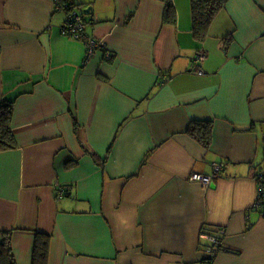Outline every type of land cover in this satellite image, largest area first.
Masks as SVG:
<instances>
[{"label": "crops", "instance_id": "0c3cea01", "mask_svg": "<svg viewBox=\"0 0 264 264\" xmlns=\"http://www.w3.org/2000/svg\"><path fill=\"white\" fill-rule=\"evenodd\" d=\"M171 1L169 24L161 0H69L105 44L86 59L53 0H0L15 141L0 149V242L14 264H32L35 232L47 264H264V0H228L202 39L191 0ZM219 228L220 243L202 235Z\"/></svg>", "mask_w": 264, "mask_h": 264}, {"label": "trees", "instance_id": "16d2710c", "mask_svg": "<svg viewBox=\"0 0 264 264\" xmlns=\"http://www.w3.org/2000/svg\"><path fill=\"white\" fill-rule=\"evenodd\" d=\"M164 2L163 21L165 23H174L175 13L174 5L171 0H161ZM228 0H191V16H192V33L194 37L200 39L205 38L208 33L211 21L219 13V10L224 7ZM111 56V55H110ZM12 103L2 102L0 105V149L7 150L15 147L14 137L10 128V116L12 113ZM187 132L191 134L199 143L205 147H209L211 140V125L194 121L192 122ZM206 229V228H205ZM35 241L32 257V264H47L49 239L47 234L35 232ZM8 244L4 241L0 242V264H14L12 253L9 251ZM210 262V259H205L203 263Z\"/></svg>", "mask_w": 264, "mask_h": 264}, {"label": "built area", "instance_id": "2783aa9c", "mask_svg": "<svg viewBox=\"0 0 264 264\" xmlns=\"http://www.w3.org/2000/svg\"><path fill=\"white\" fill-rule=\"evenodd\" d=\"M54 1V6L56 7V9H62L66 11V20L63 27V32L74 38L78 39L80 41H82L86 47V59L90 58L93 55V52L95 51V49L97 48H103L105 49V44L104 41L102 40H96L93 38H90L86 35L85 33V20L84 17H82L83 13L79 12L78 10H76V8H74V6L72 7L71 4L69 3V0H53ZM104 56L105 57H110V52L107 50L103 51ZM204 54L202 52H198L194 58L193 61L196 64V69L195 72L196 73H202L203 70L201 69V67L198 65L199 63L202 62V60L204 59ZM198 65V66H197ZM213 169H214V174H217L221 168L220 166H218V164H213ZM213 176V175H212ZM210 175H205V174H200L197 172H193L190 174L189 180H195V181H199V182H203L204 184H208L209 180L211 179ZM256 180L258 181V194L256 196L255 199V206L258 208H261L264 212V172L259 171L257 172L256 176H255ZM60 192V190H58ZM207 230L203 231L202 235L203 237H206L208 239L209 242L216 244V243H220L219 242V238L217 237V234H222L224 232L223 229L219 228L218 232L215 233H208L206 232ZM220 232V233H219Z\"/></svg>", "mask_w": 264, "mask_h": 264}, {"label": "water", "instance_id": "95a60500", "mask_svg": "<svg viewBox=\"0 0 264 264\" xmlns=\"http://www.w3.org/2000/svg\"><path fill=\"white\" fill-rule=\"evenodd\" d=\"M89 10H90V6H88L87 8H85L83 11L85 12V14L86 13H88L89 12Z\"/></svg>", "mask_w": 264, "mask_h": 264}, {"label": "rangeland", "instance_id": "374dc122", "mask_svg": "<svg viewBox=\"0 0 264 264\" xmlns=\"http://www.w3.org/2000/svg\"><path fill=\"white\" fill-rule=\"evenodd\" d=\"M80 9H81V10H80ZM82 9H83V8L80 7L78 10L82 12ZM263 172H264V171H263ZM257 208H258V207H257ZM214 245H215V244H214ZM219 247H220V246H219Z\"/></svg>", "mask_w": 264, "mask_h": 264}]
</instances>
